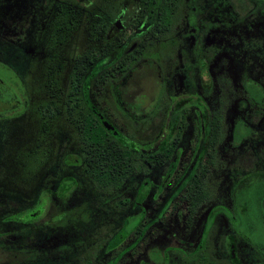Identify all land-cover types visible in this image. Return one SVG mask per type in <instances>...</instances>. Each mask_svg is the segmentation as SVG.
<instances>
[{
	"label": "flooded vegetation",
	"instance_id": "obj_1",
	"mask_svg": "<svg viewBox=\"0 0 264 264\" xmlns=\"http://www.w3.org/2000/svg\"><path fill=\"white\" fill-rule=\"evenodd\" d=\"M203 1L71 54L0 0V264H264V0Z\"/></svg>",
	"mask_w": 264,
	"mask_h": 264
},
{
	"label": "rangeland",
	"instance_id": "obj_2",
	"mask_svg": "<svg viewBox=\"0 0 264 264\" xmlns=\"http://www.w3.org/2000/svg\"><path fill=\"white\" fill-rule=\"evenodd\" d=\"M128 1L129 0H55L53 3L54 8H50V11L53 15L54 13H56V15L54 18L49 17L46 27L49 29V34L51 35L52 31L59 26L62 29L64 28V25L67 27V34L70 35L71 54L81 53L85 49L90 51L91 48L96 49L98 42L101 45V40L98 38V23L100 21L106 23L111 22L114 17L113 15L115 13V7L119 5L120 2H126L127 6L132 8V3ZM218 1L219 0H206L203 1V3L205 2V4L211 8H216ZM135 5L137 7L136 3ZM199 9H201V7ZM203 9H205V7ZM126 26L124 30L128 32L129 26ZM57 37L62 38L63 35L59 34ZM102 45L106 46V43L102 42ZM66 53H68V49ZM24 69L25 68H21L22 73L24 72ZM0 77L4 82L15 85V79L12 78L11 72L1 64ZM32 101V103H34V100ZM37 124L38 123L36 121L35 128H37ZM24 130L28 131L29 133L31 131L28 127H26ZM14 135H16V133H14ZM24 136L25 134L22 136L20 135L19 137L23 138ZM36 136L37 135L35 132V137ZM254 193L255 196H264V184L257 193ZM259 231V240L263 242L262 245L264 246V238H262L264 237V228L260 227Z\"/></svg>",
	"mask_w": 264,
	"mask_h": 264
},
{
	"label": "trees",
	"instance_id": "obj_3",
	"mask_svg": "<svg viewBox=\"0 0 264 264\" xmlns=\"http://www.w3.org/2000/svg\"><path fill=\"white\" fill-rule=\"evenodd\" d=\"M175 1L176 0H137V12H139V14L141 15L140 18H143L144 13L148 12V14L155 13L156 19L162 20L164 18L163 15L165 13H169L175 6ZM103 28H107L106 22H103ZM76 68L77 71H79L80 66L77 65Z\"/></svg>",
	"mask_w": 264,
	"mask_h": 264
}]
</instances>
